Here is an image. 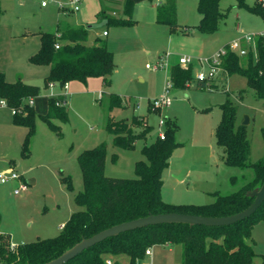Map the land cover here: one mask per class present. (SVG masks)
Listing matches in <instances>:
<instances>
[{
	"label": "rangeland",
	"instance_id": "374dc122",
	"mask_svg": "<svg viewBox=\"0 0 264 264\" xmlns=\"http://www.w3.org/2000/svg\"><path fill=\"white\" fill-rule=\"evenodd\" d=\"M42 1L0 0V37L3 38L0 41V72L10 80L21 78L41 88L35 97L37 114L47 113L50 95L66 94L69 105V121L54 120L60 126L62 134L59 135L57 129L41 117L36 118L34 131L30 133L29 126L14 122L13 108L0 104V169L14 166L28 185L27 190L16 194L14 189L18 184L0 181V232L9 234L13 244L55 237L61 232L59 226L65 224L75 211L83 209L76 202L77 194L84 188L78 162L82 151L106 143V174L119 178L136 177L137 161L146 160L142 149L159 135L162 117L177 122L176 140L180 144L163 171L162 195L167 202L212 203L216 199L215 191L230 194L254 177L252 167L241 169L225 163L226 150L218 143L216 131L223 116L222 104L229 98L238 106V124H243L245 115L249 116L250 122L246 127L252 141L251 159H260L264 154V99L256 96L246 77L240 74L228 75L227 83L217 75L209 88L200 87L195 73L199 68L209 71V66L201 64L198 58L208 56L184 50L202 48L199 46L201 42L210 43L212 48L216 46L214 40H217L224 43L209 57L227 46L238 52L245 45L241 41L243 35L264 31L261 14L238 5L237 0H222L221 7L228 11L227 17L218 30L201 33L196 28L201 19L198 0H178V21L182 25L193 26V34L188 35L181 29L173 31L169 25L157 23L156 6L163 0L134 3L131 13L133 24L101 25L102 28L91 30L93 35L104 29L110 32L109 36H102L115 54V70L110 83L106 84L103 77H94L87 84L73 81L67 89L59 83L47 86L45 77L49 67L32 63L30 56L26 55L29 50L39 47L38 31L56 32L57 20L62 17L56 0H48V7H43ZM125 1L115 0L112 4L114 9L110 8L107 14L116 18L128 17L124 10ZM246 2L253 5L255 0ZM103 3L105 0H83L80 10L68 20L81 21L85 25L100 23ZM11 32L25 34L7 39ZM246 46L254 49L255 43H246ZM175 51L177 55H168ZM159 55L165 56V65L159 69L148 68L146 63L154 65ZM182 55L190 57V64L196 67L194 80L185 88L171 87L167 93L171 104L159 111L153 110L151 102L165 93L170 66L176 58L179 62ZM102 91L105 92L103 97ZM112 93L121 96L124 105L110 111L108 103ZM109 114L129 121L134 115L147 116L153 128L147 138L139 140L135 147H115L113 136L106 129ZM132 128L141 130L134 124ZM27 137L29 151L24 145ZM115 153L116 160L113 159ZM65 177L71 178L72 188ZM29 180H34V183ZM253 240L259 253L253 264H262L264 219L255 224ZM173 247L175 251L169 252L168 247L151 246L153 257L146 255L136 264H147L148 261L153 264H182V246L176 244ZM115 259L118 264H130L127 255Z\"/></svg>",
	"mask_w": 264,
	"mask_h": 264
},
{
	"label": "trees",
	"instance_id": "16d2710c",
	"mask_svg": "<svg viewBox=\"0 0 264 264\" xmlns=\"http://www.w3.org/2000/svg\"><path fill=\"white\" fill-rule=\"evenodd\" d=\"M237 1L238 5L246 6L264 17L262 2L255 0L253 5H249L246 0ZM221 2L222 0H198L197 8L201 19L196 28L201 33L218 30L227 17L228 11L222 9ZM133 6L132 0L125 1L126 18L109 16L107 12L110 7H104L100 24H133ZM156 21L169 25L173 31L181 29L185 34H193V26L182 25L178 21V0L159 2L156 6ZM91 27L93 26L59 22L56 32H39L40 48L29 59L34 64L49 66L45 77L47 86L56 83L65 86L72 81L86 83L91 77H103L106 84L110 83V76L115 70V54L100 37H95L90 42ZM244 47L248 48V52L241 55L227 46L220 71L227 76L240 74L246 77L248 86L255 91L256 96L264 99V34L256 35L254 49L246 45ZM169 79L172 87L189 86L194 80V66L181 65L179 62L173 64L169 69ZM197 83L200 87L209 86L206 81L197 80ZM40 92L39 86L21 78L9 81L5 73L0 72V99L16 110L14 122L29 126L31 133L34 131L36 118L41 117L61 135L60 126L54 120L69 121L68 100L64 94L50 95L47 113L37 114L30 100ZM123 105L124 99L121 96L114 93L109 95L110 111ZM222 110L223 116L216 137L226 150L225 163L231 167L254 169V177L240 189L230 194L217 191L212 203L167 202L162 195L163 171L170 164L173 151L180 145L176 140L178 124L167 119L165 139L157 136L151 144L144 145L142 152L146 160L137 161L134 178L110 177L106 174V143L82 151L78 162L84 188L77 194L76 202L83 209L75 211L55 237L39 238L13 247L10 235L0 232V264H44L62 255L83 238L91 237L116 224L151 214L178 212L227 216L246 209L254 200L247 192L260 187L264 182V154L260 159L252 161V141L246 125L237 122L238 106L227 98L222 104ZM132 124L141 127V130H134ZM152 128L147 116L134 115L129 121L109 114L106 120V129L113 136L114 146L119 148L135 147L139 140L147 138ZM262 136L264 139V127ZM24 145L26 151H29L28 137ZM113 159H117L116 153L113 154ZM64 179L69 181L72 188L71 178ZM261 219H264V202L251 216L230 225H148L108 237L64 264H108L107 260L121 255H127L130 264H136L147 255L146 251L151 246L166 244L182 246V264H253L255 257L259 255L254 247L253 229ZM261 257L264 264V254Z\"/></svg>",
	"mask_w": 264,
	"mask_h": 264
},
{
	"label": "water",
	"instance_id": "95a60500",
	"mask_svg": "<svg viewBox=\"0 0 264 264\" xmlns=\"http://www.w3.org/2000/svg\"><path fill=\"white\" fill-rule=\"evenodd\" d=\"M134 3L141 2L143 0H132ZM250 122L249 116L245 115L243 125ZM30 183H34V180H29ZM249 196L254 197L253 202L246 209L227 216H204L196 214H186L178 212H167L151 214L144 217H139L133 220L116 224L112 227L106 228L95 235L83 238L80 242L66 250L62 255L57 258L44 263V264H64L82 253L84 250L91 246L105 240L108 237L116 236L122 232L145 227L148 225L161 224V223H187L191 225H207V226H222L234 224L241 221L253 213L262 205L264 202V182L260 187L247 192Z\"/></svg>",
	"mask_w": 264,
	"mask_h": 264
},
{
	"label": "built area",
	"instance_id": "2783aa9c",
	"mask_svg": "<svg viewBox=\"0 0 264 264\" xmlns=\"http://www.w3.org/2000/svg\"><path fill=\"white\" fill-rule=\"evenodd\" d=\"M258 2H262L264 4V0H257ZM48 0H43L42 1V5L43 6H47L49 5ZM83 0H56L55 3L57 4L58 8L62 11H66V12H75L80 10L81 5H82ZM161 2V1H160ZM104 35L108 34V31H104L103 32ZM259 34H264L263 33H259ZM256 35H252V34H245L242 36L241 41L246 43H255V39H256ZM57 47H59L57 45ZM232 49V48H230ZM227 48H224L223 50L217 52L216 54H214L213 56L209 57V58H202L201 64L202 63H206L209 66V71H204L201 69H199V71L195 74V78L198 81H206L208 83V85L212 82V80H214L216 78V76L218 75V73L220 72V64H221V60H222V56L226 53ZM233 50V49H232ZM248 52V48L241 46V48L238 50V53L241 55H245ZM179 63L181 65H189L190 63H192V59L190 57H186V56H181L179 58ZM165 65V57L162 59H159L158 61L155 62L154 65H150L147 64V67L149 68H153V69H159L161 67H163ZM53 85V84H52ZM172 87V82L170 81V79L168 80L167 86L165 88V93L160 97V98H156L151 102V106L153 108V110H161L163 107L169 106L171 104V99L170 97L167 95L169 89ZM65 88H68V84L65 85ZM34 98H32L30 100L31 105H34ZM0 104L2 106H7V102L5 100H1ZM58 104H60V102H58ZM16 110L13 109V113H15ZM166 120L165 118H161L159 120V126H160V132H159V137L161 139H165L166 136V132L164 127L166 126ZM18 181V186L14 189V192L16 194H20L22 191L27 190L28 185L27 183L23 180V176L18 172L17 169H15L14 167H10L6 170H1L0 169V181L2 183H6V182H11V181ZM13 247H15L13 245ZM146 254H151V250L150 248L147 249ZM108 264H112L111 260H107ZM148 264H152L151 262Z\"/></svg>",
	"mask_w": 264,
	"mask_h": 264
},
{
	"label": "crops",
	"instance_id": "0c3cea01",
	"mask_svg": "<svg viewBox=\"0 0 264 264\" xmlns=\"http://www.w3.org/2000/svg\"><path fill=\"white\" fill-rule=\"evenodd\" d=\"M115 0H105V3H103L102 5H101V7L102 8H104V6L105 7H110L112 10L114 9V7L112 6V4H113V2H114ZM162 2V1H161ZM44 7V6H43ZM45 7H48V5L47 6H45ZM116 9V8H115ZM60 10V9H59ZM61 11V15H62V17L61 18H58V20H57V28H58V23L59 22H64V23H68V24H71V25H83V26H88V25H85V24H83V23H81V21H78V22H71V21H69L68 20V17L69 16H71V15H73V14H75V12H66V11H62V10H60ZM114 12H116V10H114ZM100 22V21H99ZM89 25H91V26H93V27H91V29H90V42L92 43L93 42V40H94V38L95 37H100V38H102V36H109L110 35V32L108 31V30H106V29H104L102 32L101 31H98L95 35H93L92 34V32H91V30L92 29H100V28H102L103 26H101V24L100 23H96V24H89ZM189 25V24H188ZM108 31V34L107 35H104L103 34V32L104 31ZM40 31H46V30H39L38 31V34H39V32ZM1 32H2V29L0 28V34H1ZM264 31H262L261 33H263ZM23 34H25V33H16V34H13L12 32L11 33H8V36H6V38L7 39H10V40H12V39H14V37H18V36H20V37H22L21 35H23ZM258 34V33H257ZM40 36V35H39ZM203 37H205V36H202V38ZM3 38H1L0 37V41L2 40ZM174 38H172L171 37V40H173ZM187 39H191V38H187ZM214 42H215V47H212L211 48V44L210 43H208V42H201V44H199V46H201L202 48H198V47H191V48H189V50L187 49H185L184 51H189V53H193V54H197V55H202V56H208V57H199L198 59L199 60H201L202 58H209V55H211V54H213L216 50H218V48H220L221 46H222V44L224 43V41H221V42H218L217 40H214ZM181 44V43H180ZM245 44V43H244ZM40 45H41V41H40V44H39V47H35V48H33L32 50H29L28 51V53L26 54L27 56H31L32 54H34L35 52H37L38 50H39V48H40ZM246 45V44H245ZM179 46H181L183 49L184 48H186V47H184L183 45H179ZM198 48V49H197ZM208 48V50H206ZM211 48V49H210ZM172 54H175V55H177L178 54V52L177 51H175V52H170V53H168V55H170V56H173ZM182 56H184V55H182ZM165 56H162V55H159V57L155 60V62L156 61H158L159 59H162V58H164ZM181 57V56H180ZM179 57V58H180ZM167 58V57H166ZM177 58L173 61V63H172V65L173 64H176L177 63ZM146 64H149V63H146ZM171 65V66H172ZM147 66V65H146ZM170 66V67H171ZM199 66H200V64H199ZM49 67V66H48ZM195 67V66H194ZM149 68V67H148ZM196 68V67H195ZM200 69V68H199ZM194 71H195V69H194ZM196 74V73H195ZM6 75V74H5ZM217 77H220V79L222 80V81H224V83H227L226 81H227V75H225V74H223V72H219V74H218V76ZM7 78V77H6ZM94 77H91V78H89L88 79V81H90V79H93ZM8 79V78H7ZM9 81H16V80H18V79H16V80H10V79H8ZM23 80V79H22ZM88 81L85 83V84H87L88 83ZM104 81V80H103ZM26 82V81H25ZM73 82V81H72ZM72 82H70V83H72ZM99 83V85H102V83L101 82H98ZM104 84V83H103ZM68 88H69V86H68ZM67 88V89H68ZM103 90V89H102ZM104 94H105V92H103L102 91V97L104 96ZM66 97H67V95L66 94H64ZM34 100H35V98H34ZM35 103H34V107H35V105H36V101H34ZM11 167H14V166H11ZM15 168V167H14ZM16 169V168H15ZM186 173V172H185ZM185 173L184 174H182L180 177L182 178V177H184L185 176ZM12 182V181H11ZM13 182H15L16 184H18V181L17 180H15V181H13ZM215 192H217V191H215ZM64 226V223H62L60 226H59V228L60 229H62V227ZM14 246H17L16 244H13ZM178 245V244H177ZM161 246H163V247H168L169 248V252H174L175 251V248L173 247V246H175V245H169V244H166V245H161ZM150 250H151V248H150ZM177 251V250H176ZM178 252H179V250H178ZM177 252V253H178ZM153 255H154V253H153V251L151 250V254H147V256H151V257H153ZM156 255V254H155ZM111 260V262H112V264H116V259H110ZM255 260V259H254ZM152 263L153 264V262L152 261H148L147 262V264L148 263ZM254 263V262H253Z\"/></svg>",
	"mask_w": 264,
	"mask_h": 264
}]
</instances>
